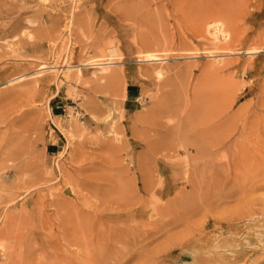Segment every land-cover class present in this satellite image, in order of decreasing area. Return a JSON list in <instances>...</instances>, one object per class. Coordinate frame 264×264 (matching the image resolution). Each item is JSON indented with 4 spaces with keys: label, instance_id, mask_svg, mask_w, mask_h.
Masks as SVG:
<instances>
[{
    "label": "rangeland",
    "instance_id": "rangeland-1",
    "mask_svg": "<svg viewBox=\"0 0 264 264\" xmlns=\"http://www.w3.org/2000/svg\"><path fill=\"white\" fill-rule=\"evenodd\" d=\"M198 17L218 22V36ZM147 52L159 59L146 60ZM0 113L3 139L18 135L15 149L33 145L23 156L31 179L20 176L25 163L0 158V264L74 256L78 264H138L160 244L143 264H264V0H0ZM179 126L200 152L183 151ZM130 130L145 133L143 141L134 144ZM123 138L130 148L116 151ZM137 155L143 177L151 174L146 185L162 192L157 207L144 194V214L133 222L145 239L123 246L115 235L121 220L111 223L105 209L131 187ZM12 166L17 172L6 173ZM111 193L118 196L110 202ZM238 251L243 258L230 263Z\"/></svg>",
    "mask_w": 264,
    "mask_h": 264
},
{
    "label": "bare ground",
    "instance_id": "bare-ground-1",
    "mask_svg": "<svg viewBox=\"0 0 264 264\" xmlns=\"http://www.w3.org/2000/svg\"><path fill=\"white\" fill-rule=\"evenodd\" d=\"M176 2L175 1H172V4L174 5ZM202 3V2H201ZM204 3H202V8L203 9H206V7H207V9H208V7H209V5H206V6H204ZM218 6V5H217ZM196 7V8H195ZM199 7H200V5H196L195 4V6H194V11L195 12H197L198 11V9H199ZM224 8V6H222V4H220L219 6H218V8L216 9V10H218V11H220V10H222ZM208 12H206V14H207ZM205 14V15H206ZM208 16H209V13H208ZM208 16H206V18H205V16H204V14H203V17L205 18V21H208V20H206L207 19V17ZM204 18H200L199 19V17H198V19H199V24L198 25H200V26H202V24L204 23ZM203 19V20H202ZM197 20V19H196ZM197 22V21H196ZM204 24H208L207 25V29H209V30H211L212 31V35H216L218 32H220V28H219V23L218 22H216V21H212V22H206V23H204ZM197 25V26H198ZM204 27V26H203ZM202 27V28H203ZM27 35V37H29L28 36V33H26ZM19 36H20V34H19ZM24 36V35H23ZM217 36H218V34H217ZM217 36H215V37H217ZM224 36V35H223ZM29 38H31V37H29ZM28 38V39H29ZM18 39V38H17ZM21 39H22V37H21ZM216 39V38H215ZM19 41V40H18ZM148 54L145 56L146 58V60H157V59H159V57H157L155 54H149V52H147ZM103 54V53H102ZM101 54V55H102ZM108 55V54H107ZM108 57V56H107ZM109 58H110V56H109ZM161 59V58H160ZM89 60V59H88ZM92 60H93V58H92ZM98 60V59H97ZM102 60V59H101ZM104 61V60H103ZM96 62V61H95ZM93 62L91 65H102V64H104L105 62H107V61H105L104 63L103 62H99L98 61V63L96 62ZM108 63V62H107ZM110 63V62H109ZM89 65H90V62L88 63ZM87 64V65H88ZM115 72L116 71H114V75H116L115 74ZM99 76H101V75H99ZM104 76H108V75H104ZM98 77V76H97ZM96 77V78H97ZM101 77H103V76H101ZM110 77H112V74L110 75ZM109 77V78H110ZM116 76H114V78H115ZM118 77V76H117ZM16 78V77H15ZM95 78V79H96ZM98 78H100V77H98ZM97 78V79H98ZM12 79V78H11ZM104 79V78H103ZM116 80H117V78H115ZM99 80V79H98ZM92 82V81H91ZM96 83H98L99 84V82H97V81H95ZM97 85V84H96ZM95 85V86H96ZM104 86V85H103ZM97 87V89H98V87L99 86H96ZM96 87H95V89H96ZM100 91V90H99ZM124 99V98H123ZM123 102V101H122ZM90 103H88V105H89ZM94 104V103H93ZM93 104H91V105H93ZM119 104V103H118ZM174 104V103H173ZM121 105V102H120V104H119V106ZM173 106V105H172ZM169 107H170V105H169ZM96 108V107H95ZM158 108V107H157ZM160 108H161V106L159 107V111H160ZM20 109V108H19ZM151 109V108H150ZM149 109V110H150ZM147 111V110H146ZM155 111H156V109H155ZM158 111V112H159ZM201 111V110H200ZM199 111V112H200ZM148 112V111H147ZM157 112V111H156ZM198 112V113H199ZM203 112V111H202ZM142 113H144V112H142ZM160 113V112H159ZM159 113H158V116H160L159 115ZM135 114V113H134ZM144 114H146V113H144ZM156 114V113H155ZM137 115H140V113L139 114H137ZM137 115L135 116V117H137ZM200 115V114H199ZM3 115L0 113V117H2ZM130 116V115H129ZM143 115H141V117H142ZM203 116V115H202ZM201 115L199 116V117H202ZM138 117H140V116H138ZM137 117V118H138ZM140 117V118H141ZM192 117H193V115H192ZM196 117H198V116H196ZM120 118V117H119ZM135 119V118H134ZM152 119H154V118H152ZM201 119V118H200ZM230 119V118H229ZM123 120V119H122ZM178 120V119H177ZM182 120V119H181ZM184 120V119H183ZM187 120V119H186ZM198 120V119H197ZM119 121V120H118ZM117 121V122H118ZM140 121H141V119H140ZM168 121V120H167ZM190 121V120H189ZM199 121V120H198ZM134 122H135V120H134ZM137 122V121H136ZM139 122V121H138ZM152 121H150V123H151ZM153 122H154V120H153ZM174 122H176V121H174ZM182 122V121H181ZM180 122V123H181ZM132 123V122H131ZM150 123H146V125L147 124H150ZM159 123L160 122H158V123H153V126H154V124L155 125H159ZM168 123V122H167ZM173 123V122H172ZM172 123H170L171 124V126H172ZM178 123V122H177ZM176 123V124H177ZM185 123H187V122H185ZM191 123H192V121H191ZM191 123H189V127H190V125H191ZM140 124V123H139ZM163 124H165L164 122H163ZM24 125V124H23ZM132 125V124H131ZM160 125H162V124H160ZM169 125V124H168ZM178 125H180V124H178ZM182 125V127L184 126L183 124H181ZM188 125V124H187ZM195 126H196V124H194ZM148 126V125H147ZM166 126H167V124H166ZM166 126H164V127H166ZM195 126H193V128L195 127ZM23 126H21L20 128H22ZM152 127V126H151ZM159 127V126H158ZM168 127V126H167ZM170 127V126H169ZM9 128V127H8ZM100 128V127H99ZM141 128V127H140ZM154 128H155V126H154ZM162 128V127H161ZM171 128V127H170ZM172 128H174V127H172ZM178 128H180V126L178 127ZM184 128V127H183ZM181 129L180 131H182V132H184V131H186V129ZM119 129V128H118ZM122 129V128H121ZM188 129V128H187ZM190 129V128H189ZM99 130V129H98ZM126 130V129H125ZM142 130V129H141ZM166 130V129H165ZM165 130H163L162 131V135H165V134H167V133H169V131L170 130H168L167 132L165 131ZM175 130V129H174ZM193 130V129H192ZM21 131H23V128H22V130ZM28 131V130H27ZM137 131V130H136ZM149 131V130H148ZM154 131V130H153ZM153 131H151V132H153ZM173 131V130H172ZM176 131V130H175ZM130 132H131V134H132V136H131V134H129V136H131V138H133L134 139V144H137V143H141L142 141H143V139L142 138H144L143 136H144V134L145 133H143L142 135V138H141V136H137V135H135L136 133L134 132V130H130ZM135 134H134V133ZM141 132V131H140ZM174 132V131H173ZM177 132V131H176ZM179 132V131H178ZM182 132H181V134H182ZM187 132L188 131H186V133H185V135H184V133H183V135H181L182 137H180V141H183L184 143L182 144V142H181V146H182V148H183V151L185 152V151H187L188 150V148H190L191 146H194L195 147V150L196 151H198V152H200L201 151V148H197L198 146H196L197 144H196V141H195V139H191L190 140V138H193V137H187ZM7 133V132H6ZM5 133V134H6ZM24 133H25V130H24ZM138 133V132H137ZM147 133V132H146ZM149 133V132H148ZM13 134H16V133H13ZM180 134V133H179ZM198 134H200V132H198ZM196 135V137L198 136L199 137V135ZM222 134V133H221ZM220 134V135H221ZM3 135V134H2ZM113 135H115V134H113ZM120 135V134H119ZM118 135V136H119ZM127 135V134H126ZM147 135V134H146ZM151 135V134H150ZM153 135V134H152ZM169 135V134H168ZM12 136V135H11ZM117 136V135H116ZM176 136V135H175ZM180 136V135H179ZM2 136H0V138H1ZM4 137V136H3ZM3 137L1 138V139H3ZM13 137H15V135H13ZM17 137H19L18 135H16V137H15V141H16V138ZM24 137V136H23ZM113 137H115V136H113ZM122 137V136H121ZM120 137V138H121ZM147 137H149V136H146V138H145V140L147 139ZM154 137H155V134H154ZM157 137V136H156ZM197 137V138H198ZM218 138V136H215V138ZM9 137H5V139H7V140H9L8 139ZM96 138V137H95ZM111 138V137H110ZM125 138V137H124ZM124 138H123V140H124ZM151 138V139H150ZM149 139L150 140H152V138H153V136L152 137H150ZM169 138H171V135H170V137H168V139L166 140L167 141V143H169L168 142V140H170ZM196 138V139H197ZM221 138V137H220ZM5 139H3V140H5ZM30 139V138H29ZM87 139V138H86ZM92 139H94V138H92ZM97 139V138H96ZM155 139V138H154ZM172 139V138H171ZM22 139H21V137H20V141H21ZM31 140V139H30ZM112 140V139H111ZM115 140V139H114ZM121 141H122V139H120ZM130 140V139H129ZM128 140V141H129ZM149 140V141H150ZM175 140H177L176 138H175ZM174 140V141H175ZM179 140V139H178ZM198 140V139H197ZM225 140V139H224ZM11 140H9V141H7L6 142V144L4 145V143H3V145H0V158L1 159H3L5 162H7V161H9L10 163L12 162V164H14L15 162H17V161H21V162H23V163H25V166H23V168H21V171L23 172V174H20V176H24V173H25V175L27 176V174L29 175V174H31V173H28V172H32L30 169H31V164H30V166H29V162H27V161H29L28 159L25 161L24 160V157L25 156H29L30 155V153H31V147L33 148V145H31L29 142H26L27 143V145H24V148H20L21 147V145H20V147H19V149H15L16 148V146L15 145H13V143H15V144H17L16 142H18V141H12V142H10ZM84 141H86L85 139H84ZM101 141H103L104 142V140H100L99 142H101ZM166 141H164V142H166ZM179 141V142H180ZM5 142V141H4ZM89 142V141H88ZM96 142V141H95ZM98 142V143H99ZM112 142V141H111ZM154 142V141H153ZM161 142H162V140H161ZM161 142H159V143H161ZM171 142H172V140H171ZM178 142V143H179ZM199 142H200V140H199ZM205 142H206V140H205ZM204 142V143H205ZM91 143V142H90ZM118 143V142H117ZM167 143H166V145H167ZM175 143V142H174ZM198 143V142H197ZM112 144H113V142H112ZM111 144V145H112ZM128 143H127V140H124V141H122V144H121V146L119 147V145H118V147H116L117 149H115L116 151L119 149V150H127V149H125V147H123L124 145L125 146H128L129 147V145H127ZM149 144V143H148ZM153 144H157L156 142L155 143H153ZM165 144V143H164ZM163 144V145H164ZM171 143H169L168 145H170ZM196 144V145H195ZM202 144V143H201ZM224 144V143H223ZM95 145H97V144H95ZM105 145V144H104ZM103 145V146H104ZM108 145V144H107ZM110 145V146H111ZM115 145V144H114ZM141 144H139V145H137V146H140ZM158 145V144H157ZM156 145V146H157ZM166 145H164V147L166 146ZM172 145V144H171ZM166 146V147H168V150H171V148H172V146ZM150 146V145H149ZM154 146V145H153ZM152 146V147H153ZM160 146H161V144H160ZM201 146H203V144L201 145ZM211 146V145H210ZM214 146V145H213ZM113 147V146H112ZM136 147V146H135ZM146 147V146H145ZM159 147V146H158ZM157 147V148H158ZM169 147H171L170 149H169ZM207 147V146H206ZM127 148V147H126ZM130 148V147H129ZM139 148V147H138ZM161 148V147H160ZM160 148H158L157 149V151L159 150V152H160ZM218 148H219V146H218ZM107 149H109V147H107ZM156 149V148H155ZM164 149V148H163ZM101 150V149H100ZM104 150H105V148H104ZM110 150V149H109ZM167 150V149H166ZM175 150H177V149H175ZM202 150H204V149H202ZM101 151H103V150H101ZM152 151H154V148L152 149ZM164 151V150H163ZM220 151V150H219ZM106 152H107V150H106ZM106 152H104V153H106ZM110 152V151H109ZM114 152V151H113ZM112 152V153H113ZM143 152V151H142ZM141 152V153H142ZM155 152V151H154ZM158 152V153H159ZM221 152V151H220ZM102 153V152H101ZM139 153V152H138ZM155 153H157V152H155ZM173 153V152H172ZM211 153V152H210ZM107 154H108V156L110 155L108 152H107ZM140 154V153H139ZM143 154V153H142ZM162 153H160V155H161ZM164 154V153H163ZM194 154V153H193ZM219 154V153H218ZM112 155V154H111ZM120 155V154H119ZM136 155V154H135ZM141 155V154H140ZM144 155H145V153H144ZM165 155H167V154H165ZM170 155V154H169ZM173 155V154H172ZM196 155V154H195ZM195 155L193 156V158L195 157ZM207 155H209L208 153H207ZM24 156V157H23ZM32 156H33V153H32ZM103 156V155H102ZM107 156V155H106ZM122 156H124V155H122ZM137 156H139V155H137ZM142 156V155H141ZM162 156V155H161ZM192 156V155H191ZM190 156V157H191ZM198 156V155H197ZM215 156V155H214ZM213 156V157H214ZM39 157H40V155H39ZM98 157H100L101 158V156H98ZM97 157V158H98ZM105 156H103V158H104ZM129 157H130V155H129ZM143 157V156H142ZM146 157V156H145ZM170 157V156H169ZM172 157V156H171ZM22 158H23V160H22ZM99 158V159H100ZM102 158V161L103 160H105V159H103ZM106 158H109V157H106ZM112 158H113V156H112ZM137 158V157H136ZM148 158V157H147ZM154 158V157H153ZM153 158H152V160H153ZM87 159H89V158H87ZM145 159V161H146V158H144ZM125 160V159H124ZM142 159H141V157L139 156L132 164H133V169L135 170V172L131 175V174H129V175H131V177H128V175H127V180H130L131 181V187L130 188H128V190H126V189H124V190H126L125 192H122L121 194H120V196L119 197H117V208H114L113 206H109V207H107V209H105V213L106 214H108L113 220L111 221V223L112 222H114V220H115V218L117 219V218H120V224H119V226L121 227L120 229H118V231H117V233L115 234L116 235V238H117V243L118 242H121L122 243V245L124 246V245H130V244H133V243H135V241H136V239L138 240V239H145V237L147 236V232L146 231H142L141 230V228H139L140 227V225H139V223L138 224H134L135 222V220H137V219H139V218H141V214H144V207L146 206V200H144V194H146L147 192L149 193L150 192V196H153V203H154V207H157V205H156V202H157V200H156V195H157V193L158 194H160L161 192H162V190L160 191H157L156 190V188H155V185L154 184H148V185H146V183H145V180H147L148 178V176H150L151 174V172L149 173L150 175H147V177L145 176V174H144V176L147 178V179H145V180H143V178H145V177H143V173H144V166L142 165V162L143 161H141ZM148 160V159H147ZM209 160V159H208ZM84 161H85V159H84ZM106 161V160H105ZM105 161H103V163L105 162ZM118 161V160H117ZM154 161V160H153ZM152 161V162H153ZM148 162H149V160H148ZM154 162H156V161H154ZM4 163V162H3ZM17 163H19V162H17ZM31 163V162H30ZM74 163H78V162H74ZM120 163V162H119ZM118 163V164H119ZM0 164H2V163H0ZM107 166H108V164H107V162L105 163ZM115 164H116V160H115ZM118 164L115 166V167H117L118 166ZM154 164V163H153ZM3 165V164H2ZM18 165H20V164H17V166ZM81 165V164H80ZM113 165V164H112ZM123 165V164H122ZM150 165L151 164H149L148 166L150 167ZM5 166V165H4ZM11 166V165H10ZM145 166H147V164L145 165ZM155 165H153V167H154ZM158 166V165H157ZM125 167V166H124ZM257 167V166H256ZM11 169L10 170H8L6 173H9V174H14L15 172H17V169H19L18 167L16 168V170H14V168H13V166L12 167H10ZM32 168H34V167H32ZM105 168V167H104ZM113 168V167H112ZM118 168H122L123 169V166H121V167H118ZM128 168V167H127ZM159 168V167H158ZM164 168V167H163ZM260 168V167H259ZM3 169H4V167H3ZM8 169V168H7ZM107 169V168H106ZM119 169V171H121ZM124 169H126V167L124 168ZM149 169H151V168H148V170ZM154 169V168H153ZM258 169V168H257ZM101 170V169H100ZM105 170V169H104ZM104 170H102L101 172H103ZM128 170H129V168H128ZM2 171V170H1ZM97 171V170H96ZM113 171V170H112ZM167 171V170H166ZM122 172H126V171H122ZM121 172V173H122ZM258 172V171H257ZM33 173V172H32ZM98 173H99V170H98ZM111 172H109V174H110ZM148 173V172H147ZM18 175H19V173H17ZM93 173H91V175H90V177L91 178H88V179H93L92 178V176H94L95 174H93ZM96 174H97V172H96ZM118 174V171H117V173H116V175ZM135 174H136V176H135ZM166 174H167V172H166ZM98 175V174H97ZM120 175H122V174H120ZM26 176L24 177V179L26 180V181H24L23 179V183L25 182V183H27L28 182V178L30 177V179H31V176H32V174L30 175V176H27L28 178H26ZM123 176V175H122ZM121 176V179L124 177H122ZM202 176V175H201ZM89 177V176H88ZM117 177V176H116ZM115 177V178H116ZM151 177V176H150ZM154 177V176H153ZM22 178V177H21ZM172 178V177H171ZM29 179V180H30ZM82 179H84V178H82ZM95 179V178H94ZM93 179V181H96V180H98V177H97V179L96 180H94ZM154 179V178H153ZM161 179V178H160ZM126 180V181H127ZM204 180V179H203ZM20 181V180H19ZM19 181H17V182H19ZM99 181H100V179H99ZM112 181V180H111ZM147 181H149V179L147 180ZM17 182H15V183H17ZM120 182V181H119ZM123 182V181H122ZM121 182V183H122ZM107 183V182H106ZM114 182L112 181V184H113ZM126 183V182H125ZM127 183H128V181H127ZM100 184V183H99ZM123 184H124V182H123ZM130 184V183H129ZM162 184V183H161ZM192 184V183H191ZM32 185V184H31ZM105 185V184H104ZM23 186L24 185H22V189H23ZM112 186V185H111ZM122 186H124V185H122ZM126 186V185H125ZM124 186V187H125ZM128 186V185H127ZM1 187H3L4 188V186H1ZM7 186H5V188H6ZM104 187H106V185L104 186ZM113 187V186H112ZM111 187V188H112ZM114 187H115V185H114ZM17 188H19V186H9L7 189L8 190H14V189H16L17 190ZM160 188V187H159ZM30 189V188H29ZM92 189H94V188H92ZM97 188L95 187V190H96ZM106 189V188H105ZM108 189V188H107ZM89 190V189H88ZM109 190V189H108ZM112 190H114V189H112ZM118 190V189H117ZM169 190V189H168ZM26 191V190H25ZM101 191V190H100ZM107 191V190H106ZM115 192H116V190H114ZM122 191H123V189H122ZM94 192V191H93ZM98 192V191H97ZM103 193H104V191H102ZM111 192V191H110ZM121 192V191H120ZM100 193V192H99ZM114 193V192H113ZM112 194V193H111ZM111 194H109L110 196H112V199H110V202H111V200L113 201V194L111 195ZM187 194V193H186ZM95 195V194H94ZM106 195V194H105ZM108 195V194H107ZM184 195V194H183ZM116 196H118V195H116ZM116 196H114V197H116ZM101 197V196H100ZM109 197V196H108ZM148 197V196H147ZM147 197H146V199H147ZM158 197V196H157ZM106 199V197H104V200ZM263 199H264V197H263ZM106 200H109V199H106ZM116 200V199H115ZM150 200H152V199H150ZM102 201V200H101ZM182 201V200H181ZM104 202V201H103ZM148 202V201H147ZM184 202V201H183ZM70 203V202H69ZM105 203H107V202H105ZM151 204V203H150ZM170 204V203H169ZM188 204V203H187ZM58 205V204H57ZM63 205V204H62ZM73 205V204H72ZM104 205V204H103ZM67 206V205H66ZM104 206H106V205H104ZM166 206H168V205H166ZM264 206V205H263ZM62 207V206H61ZM72 207V206H71ZM76 207V206H75ZM179 207V206H178ZM105 208V207H104ZM165 208V207H164ZM173 207L172 206H168L166 209H164V210H170L171 211V209H172ZM176 208V207H175ZM56 209V208H55ZM180 209H181V207H180ZM183 209V208H182ZM263 209V211H264V208H262ZM62 210H63V208H62ZM176 210V209H175ZM81 211V210H80ZM173 211V210H172ZM33 212V211H32ZM73 212H75V211H73ZM82 212V211H81ZM85 212V211H84ZM30 213V212H29ZM58 213V212H57ZM190 213H192V212H185L184 213V215L185 216H188ZM101 214H103V213H101ZM65 215V214H64ZM57 216V215H56ZM86 216V215H85ZM89 216H92V218H93V216L94 215H89ZM54 217H55V214H54ZM61 217V216H60ZM64 217H66V216H63V218ZM88 217V216H87ZM89 218V217H88ZM97 218H98V221L99 220H101V216L99 215V217L98 216H96V220H97ZM57 219V218H56ZM72 219H74V218H72ZM82 218H80L79 220H81ZM94 219V218H93ZM92 219V220H93ZM55 220V219H54ZM65 220V219H64ZM69 220V219H68ZM77 220V219H76ZM76 220H75V222H76ZM87 220V219H86ZM92 220H91V222H92ZM67 221V220H66ZM73 221V220H72ZM84 222H85V220H83ZM43 222V221H42ZM97 222V221H96ZM100 222V221H99ZM126 222H127V224H126ZM134 222V223H133ZM152 222H154V228H156L157 227V222H156V219H153V221ZM74 223V222H73ZM78 223V222H77ZM133 223V224H132ZM42 224V223H41ZM80 224H82V223H80ZM92 224V223H91ZM103 224V223H102ZM43 225V224H42ZM65 225V224H64ZM70 225V224H69ZM68 225V226H69ZM78 225V224H77ZM118 225V224H117ZM116 225V226H117ZM41 226V225H40ZM104 226V225H103ZM116 226L114 227V230H115V228H116ZM74 227H76V226H74ZM143 227V226H142ZM90 228V227H89ZM96 228V227H95ZM109 228V227H108ZM113 228V227H112ZM259 228V227H258ZM10 229V228H9ZM64 229V228H63ZM80 229V228H79ZM92 229V228H91ZM187 229V228H186ZM197 229V231L199 232L200 231V233H201V231H202V229H198V228H196ZM5 230V229H4ZM68 230H69V228H68ZM67 230V231H68ZM81 230V229H80ZM85 230H87V229H85ZM260 230V229H259ZM263 230V229H262ZM76 231V230H75ZM79 231V230H78ZM88 231V230H87ZM92 231V230H91ZM154 231V230H153ZM186 230H184V232H185ZM261 231V230H260ZM69 233H71V230H69L68 231ZM183 232V233H184ZM61 233V232H60ZM84 233H87V232H84ZM187 233H188V231H187ZM205 233V232H204ZM63 234V233H62ZM92 234H94V233H92ZM186 234V233H185ZM17 235H18V233H17ZM72 235V234H71ZM73 235H74V233H73ZM72 235V237H76V236H73ZM77 235V234H76ZM100 235H102V234H100ZM188 235H189V233H188ZM263 235V234H262ZM64 236V235H63ZM78 236V235H77ZM93 236V235H92ZM108 236V235H107ZM130 236H131V238H130ZM178 237H179V235H177ZM190 236V235H189ZM189 236L187 237V236H185V240H186V237L187 238H189ZM218 236V235H217ZM220 236H222V235H220ZM258 236V235H257ZM91 237V236H90ZM106 237V236H105ZM174 237H176V236H174ZM178 237H176V239H173V240H177V238ZM183 237V236H182ZM262 237V236H261ZM180 238H181V235H180ZM221 238V237H220ZM247 238V237H246ZM250 238V237H249ZM257 238V237H256ZM91 239V238H90ZM166 239H168V241H169V238H166ZM93 240H94V238H93ZM92 240V241H93ZM106 240V239H105ZM130 240L131 241H133V242H130ZM179 240V239H178ZM180 240H183L182 238L180 239ZM75 241V240H74ZM255 241V240H254ZM23 242V241H22ZM94 242V241H93ZM166 242H167V240H166ZM165 242V243H166ZM186 241H182V242H180V243H185ZM67 243V242H66ZM70 243H72V242H70ZM99 244L98 245H100V246H97V253H101V254H98V256H101L102 258H104V256H103V247H101V243L100 242H98ZM169 243V242H168ZM179 243V242H178ZM214 243V242H213ZM226 243V242H225ZM224 243V244H225ZM23 244V243H22ZM72 244H74V243H72ZM97 244V243H96ZM260 244H262V243H260ZM89 245V244H88ZM167 245V244H166ZM165 245V246H166ZM253 245V244H252ZM251 245V246H252ZM162 247L163 246V244L161 245H158V248L159 247ZM165 246H163L164 248H165ZM200 246V245H199ZM219 246V245H218ZM224 246V245H223ZM226 246V245H225ZM245 246V245H244ZM23 247V246H22ZM94 247V246H93ZM157 247V246H156ZM161 247L157 250V252L159 253V251L161 250ZM162 247V248H163ZM24 248V247H23ZM125 249H126V247H124ZM204 248V247H203ZM213 248V247H212ZM218 247H214L212 250L213 251H215L216 249H217ZM235 249V248H234ZM87 250H88V248H87ZM156 249L154 248V250L153 251H155ZM205 250V249H204ZM226 250V249H225ZM224 250V251H225ZM230 250V249H229ZM85 251H86V249H85ZM87 252V251H86ZM156 252V254H158ZM163 252V251H162ZM195 252V251H194ZM203 252V251H202ZM155 253V252H154ZM195 253H197V252H195ZM238 254H236L235 256L233 255V256H231L230 257V263H234V262H236V261H238L239 260V258L241 259V258H243V253L242 252H240V251H238L237 252ZM151 254V253H150ZM156 254H151V256H149V257H144V259H142L141 261V263H138V264H143L144 262H146V261H150V262H154V260H155V255ZM214 254V253H213ZM223 254V253H222ZM232 254V253H231ZM78 255V254H77ZM80 255V254H79ZM106 257H108V254L106 253ZM145 255H147V254H145ZM164 255V254H163ZM96 256V255H95ZM213 256V255H212ZM217 256V255H216ZM66 257V256H65ZM142 258V257H141ZM215 258V257H214ZM245 258H247V257H245ZM244 258V259H245ZM140 259V258H139ZM215 259H219V258H215ZM214 259V260H215ZM63 260V259H62ZM87 260V259H86ZM220 260V259H219ZM218 260V261H219ZM139 261V260H138ZM86 262H88V261H86ZM221 263V262H220ZM243 263V262H242ZM65 264H78V260H77V257H75L74 256V258H72V259H69V260H67V261H65ZM226 264V263H225Z\"/></svg>",
    "mask_w": 264,
    "mask_h": 264
}]
</instances>
